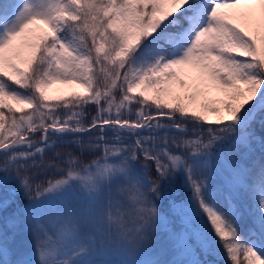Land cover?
Returning <instances> with one entry per match:
<instances>
[{"label":"snow or ice","instance_id":"1","mask_svg":"<svg viewBox=\"0 0 264 264\" xmlns=\"http://www.w3.org/2000/svg\"><path fill=\"white\" fill-rule=\"evenodd\" d=\"M0 156V264H264V0H0Z\"/></svg>","mask_w":264,"mask_h":264},{"label":"rangeland","instance_id":"2","mask_svg":"<svg viewBox=\"0 0 264 264\" xmlns=\"http://www.w3.org/2000/svg\"><path fill=\"white\" fill-rule=\"evenodd\" d=\"M58 91H63V92H67V91H81V89H79L76 85H65V84H54L52 86V91H51V94L55 95L57 94ZM65 145H69L67 141H65L63 144L61 145H58L56 147V151H62L61 150V146H65ZM52 155H55L54 152H49L48 153V156H52ZM2 159L3 157L0 156V162H2ZM49 177H51L52 173H48L47 174ZM40 176L41 178H44V173H40ZM15 185H10L9 187H14ZM7 195V193L3 190H0V198H2L3 196ZM189 195V193L182 189L180 186H179V178L177 179V185L175 187V192L173 193V199H180V198H187ZM25 203H27V201H25ZM15 205L12 207L10 206V209H9V214L12 210V208H14ZM4 215H6V213L4 212H0V227H3V217ZM26 236H20L18 237V240L20 239H25ZM209 259H213L212 257H209Z\"/></svg>","mask_w":264,"mask_h":264},{"label":"trees","instance_id":"3","mask_svg":"<svg viewBox=\"0 0 264 264\" xmlns=\"http://www.w3.org/2000/svg\"><path fill=\"white\" fill-rule=\"evenodd\" d=\"M257 134H259V126L257 125ZM173 148H175V146L173 145L172 146ZM62 151H73V146L71 145H65V146H61L60 147ZM257 155H259V153H257ZM153 177H155V171L154 169H152L151 173H150ZM14 205H12L13 207ZM247 225L245 224L244 221L241 222V227H242V230L246 227ZM221 255H223V253H221Z\"/></svg>","mask_w":264,"mask_h":264}]
</instances>
